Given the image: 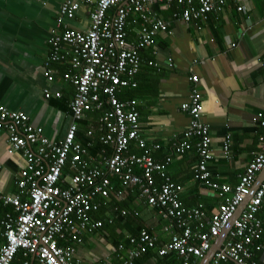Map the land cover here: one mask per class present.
Instances as JSON below:
<instances>
[{"label": "built area", "instance_id": "1", "mask_svg": "<svg viewBox=\"0 0 264 264\" xmlns=\"http://www.w3.org/2000/svg\"><path fill=\"white\" fill-rule=\"evenodd\" d=\"M227 1L240 0H97L89 11V27L76 31L67 26L80 3L66 0L58 10L55 28L48 41V61L43 65L47 84L54 82L49 68L70 57V71L62 77L74 87L69 103L70 123L60 141L48 139L41 127L35 126L23 112L9 110L0 104V131L6 133L7 153H19L23 165L16 180L17 192L5 195L0 192V204L11 207L2 225L0 236V264H74L77 245L84 233L102 227L91 213L113 196L119 200L132 188L156 210L167 224L162 227L169 240L161 247L158 238L142 229L137 237H129L130 249L120 264H135L149 250H156L159 259L174 254L178 264H199L212 243L222 234L234 218L238 207L250 195L258 173L264 169V137L260 138V151L246 171L239 176L235 187L211 180L207 169L212 160L211 136L208 125L202 120L203 102L197 89L198 77H188L192 84L187 100L180 105L188 115V125L174 147V154H183L191 148L189 140L196 138L198 161L194 179L214 191L221 199L210 217L201 204L186 208L180 201L182 186L170 180L165 166L155 163L149 156L146 141L140 137L136 101H120L119 89L135 88L133 76L138 72L140 52L153 46L158 33H171L170 23L160 18L154 5L176 6L173 21L185 24L205 21L211 12H221ZM236 10L243 12L238 5ZM112 12V13H111ZM135 15L141 26L137 41L127 40L126 25ZM136 23V19L133 20ZM171 62V60H170ZM149 65L157 66L149 62ZM46 100L60 97V92L43 89ZM99 111L97 131L88 129L85 137L99 134L102 144L100 160L88 152L78 138V124L87 114ZM257 119L264 127V114ZM135 141L144 149L140 156L129 154V144ZM229 137L223 139L222 148L229 150ZM158 148V145H154ZM107 149L109 153H107ZM168 163L171 158H167ZM135 169L140 170L135 173ZM164 182L156 186L153 174ZM117 179L119 189L115 188ZM122 211V215H127ZM65 242L67 244H60ZM264 248V180L254 191L241 213L233 220L228 234L209 264H258L255 253ZM124 245L119 244L118 250ZM21 260H20V259ZM18 259L20 262H17ZM110 259L105 258V264Z\"/></svg>", "mask_w": 264, "mask_h": 264}, {"label": "crops", "instance_id": "2", "mask_svg": "<svg viewBox=\"0 0 264 264\" xmlns=\"http://www.w3.org/2000/svg\"><path fill=\"white\" fill-rule=\"evenodd\" d=\"M64 1L0 0V104L25 113L51 141L62 140L68 129L69 103L74 94V88L62 79L70 71V57L50 65L54 82L49 86L43 69L50 51L48 41ZM71 1L80 3V8L74 19L66 20L60 29L67 26L84 32L90 24L89 11L97 0ZM238 5L244 7L243 12L236 10ZM177 9L175 5L152 7L170 23L171 33H158L153 46L141 51V66L135 76L137 86L126 91L129 99L137 103L140 136L149 146L160 145L153 156L158 160L172 157L164 172L182 186L181 203L186 208L201 204L210 217L221 199L193 178L198 161L193 148L196 140H189L191 148L183 154H174V147L189 121L180 105L187 100L192 85L188 77L196 75V87L203 102L202 120L208 125L212 140V160L207 169L212 181L235 187L239 176L260 151V138L264 137V127L257 119L259 113L264 114V0L230 2L221 12L211 13L207 20L187 24L173 21L172 14ZM140 26L141 21L131 15L126 25L129 42L137 41ZM149 62L157 66H151ZM47 87L51 92H60V98L46 100L43 89ZM92 113L78 124V138L83 144L88 140L90 154L95 150L92 146L94 137L87 138L84 132L89 125H95L96 116ZM226 136L230 141L228 151L222 148ZM131 146L134 153L142 155L135 143ZM91 155L100 160L99 153ZM22 165L23 158L19 153H7L6 133L1 130V193L12 195L17 192L16 180ZM258 176L259 173L256 178ZM112 180L119 189L117 179ZM162 181L164 179L157 175L156 183L159 185ZM123 197L122 209L128 214L130 211L133 218L112 225L123 236L121 240L142 228L157 236V246L165 244L169 235L163 233L162 227L167 223L160 219L156 210L148 207L136 188L127 191ZM11 210L0 204V236L4 231L2 222ZM110 242L105 231L85 233L77 246L74 264H105L106 257L110 264H119L125 259L127 249L124 246L117 252ZM174 257L169 255L165 260L156 255L160 264H175ZM257 259L258 264H264V248L258 252ZM154 263V260L148 262Z\"/></svg>", "mask_w": 264, "mask_h": 264}, {"label": "trees", "instance_id": "3", "mask_svg": "<svg viewBox=\"0 0 264 264\" xmlns=\"http://www.w3.org/2000/svg\"><path fill=\"white\" fill-rule=\"evenodd\" d=\"M228 3H230V1H227V4ZM227 4L225 5V7L227 6ZM224 7V8H225ZM211 13H214V12H211ZM210 13V14H211ZM158 14V13H157ZM209 14V15H210ZM158 16H159V14H158ZM160 17V16H159ZM160 18H162V17H160ZM126 40L128 41V39H127V37H126ZM129 42V41H128ZM130 44H135L134 42H129ZM143 51V50H142ZM140 59H141V52H140ZM170 62V61H169ZM153 63V62H152ZM149 64V63H148ZM140 66H141V63H140ZM151 66H153V65H151ZM139 69H140V67H139ZM139 71V70H138ZM138 73V72H137ZM137 73L133 76V79H134V81H135V76L137 75ZM70 84V83H69ZM71 85V84H70ZM137 85V84H136ZM72 86V85H71ZM73 87V86H72ZM74 88V87H73ZM124 90H122V91H120L121 89H119V91H118V94H117V97H118V99L120 100V101H126V100H132V99H129L130 98V96H128V94L129 93H127L128 91H126L127 89H135V88H123ZM125 91V92H124ZM54 93H56V92H54ZM53 98H57V97H53ZM58 98H60V97H58ZM126 98H128V99H126ZM93 116H96L95 117V125H93V124H91V125H89V129H94L95 131H97V128H98V123H97V119H98V117H99V115H100V113H99V111H94L93 113ZM88 115L89 114H87V116L86 117H88ZM138 120H139V118H138ZM88 128H87V130H88ZM97 132H99V131H97ZM100 134H102V132L100 131L99 132ZM140 135V134H139ZM78 136H79V134H78ZM99 134L98 133H96V135L95 136H93L94 137V141H93V143H92V146L95 148V150L93 151V153H97V152H99L100 150H101V147H102V144L99 142ZM141 137V136H140ZM142 138V137H141ZM93 139V138H92ZM195 140H196V138H194ZM87 142H88V140H86V141H84V145L86 146V144H87ZM135 143V145L138 147V145H137V143L135 142V141H132L130 144H129V150H128V153L129 154H134V155H137V156H140V153L139 154H136V152L134 153V150H132V146H131V144H134ZM94 144V145H93ZM154 145H152V146H149V145H146V147H147V149H148V152H149V156L152 158V160L155 162V163H160V164H162V165H164L165 166V168H166V166H168L170 163H168L166 160H167V158H172V157H164V159H162V160H158V159H156L154 156H153V153L155 152V151H158L159 150V148H160V145L158 144V148L156 149V148H154L153 147ZM130 147H131V150H130ZM194 149H195V146L193 147ZM87 149H89V147L87 148ZM196 150V149H195ZM140 152H142V154L144 153V149H141L140 148ZM92 152H91V154H93ZM90 154V153H89ZM90 154V155H91ZM198 155V154H197ZM140 172V170H138V169H135V173H139ZM156 177H157V174L156 173H154L153 174V179H154V182H155V185L156 186H159L157 183H156ZM193 178H194V175H193ZM159 179H161V178H159ZM162 183H163V181H162ZM118 188H119V186H118ZM123 201H124V197H121L119 200H117V199H115L113 196H111L110 198H109V202H105V203H103L102 205H101V207H100V209L97 211V212H93V213H91V218H92V220H94V221H101L102 222V227L101 228H99V229H97V230H95V231H93V232H87L86 234H94V233H96V232H98V231H105L106 233H107V235H108V239L112 242V244L114 245V248H115V251H119L118 250V245L119 244H123L124 246H125V248L126 249H130V243H129V240H128V238L129 237H137L138 236V234H139V232L142 230V228H140V229H138V232L136 233V232H133L134 234L133 235H128L127 237H126V239H124V240H121V238H123V236L121 235V233L120 232H116V230H117V228H112L113 226V224L114 223H116V222H120V221H125V223L127 222V220L129 219V218H133V216L131 215V212L129 211V214H127V215H122V211H124L123 209H122V206H121V203H123ZM116 227V226H115ZM137 231V230H136ZM136 233V234H135ZM85 234V233H84ZM83 234V235H84ZM110 242V243H111ZM60 244H67V243H65V242H62V243H60ZM80 245V244H79ZM78 246V245H77ZM257 254L258 253H255V257H254V259L257 261V263L259 262L258 261V259H257ZM173 257H174V254H171ZM166 258H168V257H165V260H167ZM173 260H174V262L176 261V263L175 264H178V262H179V259L178 258H172ZM120 260H122V258H120ZM150 260H154V264H160L161 263V261H159L158 259H156V250H149L146 254H144L143 256H141L139 259H137L135 262L137 263V264H143V263H145V264H148V262L150 261ZM104 262V261H103ZM122 262V261H121ZM121 262H119V264L121 263ZM105 263V262H104ZM166 264V263H165ZM226 264H233L232 262H228V263H226Z\"/></svg>", "mask_w": 264, "mask_h": 264}, {"label": "water", "instance_id": "4", "mask_svg": "<svg viewBox=\"0 0 264 264\" xmlns=\"http://www.w3.org/2000/svg\"><path fill=\"white\" fill-rule=\"evenodd\" d=\"M264 179V169L259 173L258 178H256L255 183L253 185V188L251 190L250 195L241 203V205L238 207V210L234 216V218L229 222V224L225 227L224 231L222 232V235L216 240V242L212 245L211 249L208 251V253L205 255V257L199 262V264H208L213 255L221 249V245L225 240L226 234L228 230L230 229L233 220L241 213V211L244 209L246 203L250 199V197L253 195L254 191L258 188L260 183Z\"/></svg>", "mask_w": 264, "mask_h": 264}, {"label": "bare ground", "instance_id": "5", "mask_svg": "<svg viewBox=\"0 0 264 264\" xmlns=\"http://www.w3.org/2000/svg\"><path fill=\"white\" fill-rule=\"evenodd\" d=\"M263 180H264V179H263ZM261 183H262V182H261ZM261 183H260V184H261ZM223 231H224V230H223ZM228 231H229V230H228ZM227 234H228V232H227ZM227 234H226V236H227ZM221 235H222V234H221ZM221 235H220V236H221ZM220 236H219V237H220ZM219 237H218V238H219ZM218 238H217V239H218ZM225 238H226V237H225ZM217 239H216V240H217ZM216 240H215V242H216ZM211 247H212V246H211ZM210 249H211V248H210ZM209 262H210V261H209ZM208 264H209V263H208Z\"/></svg>", "mask_w": 264, "mask_h": 264}]
</instances>
